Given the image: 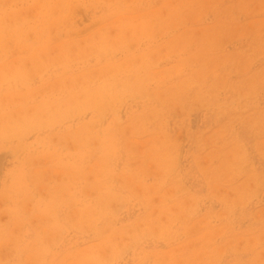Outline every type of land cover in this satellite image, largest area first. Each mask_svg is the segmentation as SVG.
Returning a JSON list of instances; mask_svg holds the SVG:
<instances>
[{
	"label": "rangeland",
	"instance_id": "obj_1",
	"mask_svg": "<svg viewBox=\"0 0 264 264\" xmlns=\"http://www.w3.org/2000/svg\"><path fill=\"white\" fill-rule=\"evenodd\" d=\"M0 264H264V0H0Z\"/></svg>",
	"mask_w": 264,
	"mask_h": 264
}]
</instances>
